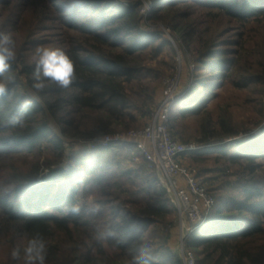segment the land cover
Masks as SVG:
<instances>
[{
  "label": "trees",
  "instance_id": "trees-1",
  "mask_svg": "<svg viewBox=\"0 0 264 264\" xmlns=\"http://www.w3.org/2000/svg\"><path fill=\"white\" fill-rule=\"evenodd\" d=\"M63 1L69 3L66 7L77 3L85 9L82 14L65 18L67 30L77 38L60 42V49L73 61L74 78L67 87L53 82L50 92L56 98L43 109L31 99L32 102H28L19 90L18 82L11 80L17 68L14 61H9L8 69L0 75V80H11L0 94V135L5 133L0 138V148L31 151L41 143H48L54 146L61 159L63 148L57 136L50 132L48 113L56 119L64 135H86L87 138L110 133L116 125L130 129L131 122L135 121L132 109L149 117V107L154 103L159 86L158 78L156 83L147 84L136 102L131 100L124 87L141 71L135 56L148 49L158 53L166 44L158 33L147 35L142 32L139 23L143 19L162 22L179 32L187 46L200 45L194 56V81L181 97L185 105L180 106L179 111L193 113L199 110L200 106L191 108L192 104H199L197 100L188 101L196 95L206 99L212 81L230 80L235 87L243 89L253 84L264 86V32L256 38L257 60L247 63L242 60L241 52L244 51V33H235L236 36L230 37L226 44L210 38L216 29H205L203 35L209 33L210 36L202 37V26L194 21L195 13L191 11L193 8L214 11L207 15L243 24L264 17V0H150L152 9L146 19L139 15L140 6L137 5L121 12L104 13L105 0ZM89 16L90 20L87 19ZM35 67L36 62L23 66L22 75L35 77ZM35 80L28 82L35 84ZM174 106L168 128L172 140L177 142L172 131ZM88 116L92 129L82 132V122L76 117ZM218 124L228 137L238 135L228 120ZM257 125L255 134L213 148L216 150L212 153L227 157L233 165H241L243 174L237 176L238 193L218 196L206 223L190 236L187 248L195 253L197 264H264V124ZM202 131L206 135L199 143L204 144L209 136L208 122L202 126ZM230 144L235 148L231 155L226 150ZM122 147L133 150L143 160L131 144ZM96 153L98 151L93 155ZM191 154L205 155L201 150ZM82 155L75 156L64 168L51 170L49 178L53 182L47 187L37 188L35 179L24 180L25 184L20 180L12 190L0 194V212L11 225L3 233L8 244L16 246L21 240L20 256L26 260L24 250L28 242L43 240L44 264H90L95 259L94 253L102 255L104 247L115 252L116 259H123L128 264L137 259L141 264H183L170 246L171 229L177 225L174 205L153 172L142 166L129 172L134 180L142 179L138 198L118 204V212H112L102 233L88 234L85 241L70 239L72 230L82 225V210L76 208L74 200L79 185L102 180L94 174L93 161ZM97 165L104 167L103 163ZM226 172L227 169L219 171L222 176ZM215 185L217 191L230 187L225 181ZM58 235L68 236L69 249L59 245Z\"/></svg>",
  "mask_w": 264,
  "mask_h": 264
},
{
  "label": "rangeland",
  "instance_id": "rangeland-1",
  "mask_svg": "<svg viewBox=\"0 0 264 264\" xmlns=\"http://www.w3.org/2000/svg\"><path fill=\"white\" fill-rule=\"evenodd\" d=\"M105 2L104 13L121 12L127 7L137 5L140 6L139 15L146 19L152 9L150 0H105ZM67 4L69 3L63 0H0V35H9L14 42L10 47L15 52V59L12 61L15 62L17 71L11 80L18 82V88L28 98V102L33 101L43 109L46 108L47 103L53 102L56 98L50 92L54 85L53 81L44 79V87L37 89L34 84L28 82L36 78L22 75V68L34 64L39 59V50L45 48L60 49V42H70L77 38L67 30L65 18L75 13L82 14L85 9L83 5L77 3H73L69 7H66ZM55 5L59 7L55 8ZM191 11L195 13L194 21L202 26V37L210 36L209 33L203 35L205 29L209 31L216 29L210 38L226 44L230 37L236 36L235 33L242 32L244 33L242 60L247 63L257 60L256 55L259 53V48L256 45V38L264 32V17L241 24L234 20H227L222 17L212 18L207 15V12L214 11L196 8L191 9ZM87 19L90 20L91 17L89 16ZM139 27L147 35L158 33L160 38L166 42L158 53H154L153 49L138 53L135 56V61L140 66L141 71L133 81L124 84L126 93L131 97V100L136 102L138 94L147 84L157 81L158 78L159 86L154 103L149 107L151 111L149 117L141 116V113L132 109L131 114L135 121L131 122L130 129L124 130L121 126L116 125L110 133L87 138L86 135L83 137L64 135L61 126L57 125L56 119L48 113L46 118L50 125V132L57 136L63 148L61 159L57 157L54 146L48 143H41L31 151H25L24 148L14 149L10 147V151L5 147L0 148V194L12 190L17 183H20V180L25 184L24 180L35 179L38 182L36 185H39L37 188L47 187L53 182L49 178L50 171L64 168L75 156L83 154L84 159L93 161L94 174L101 176L102 180L98 183H91L85 179L87 182L78 187L74 200L76 208L82 210V225L78 229L72 230V237L70 238L78 242L87 240L88 234L102 233L111 220L112 212H118V204L138 198L139 189L143 185L142 179L134 180L129 172H134L139 166H142L146 171L153 172L160 183V176L156 167L148 163L141 154L144 161L139 155H135L133 150L122 147V144L104 145L103 139L108 136H120L130 130L144 128L151 119L156 103L160 99L164 80L174 73L179 74V86L177 98L173 104V106L175 105L173 109L175 118L172 121V131L176 135L178 143L195 146L196 151L204 152L205 155L202 156L187 155L183 164L196 170L199 178L215 200L221 195L238 193L236 192V190L238 191L236 189L237 176L243 174V169L241 165H233L228 162L227 157L212 153L213 150H216L213 148L217 145L229 144L247 138L256 133L257 123L263 122L264 124V86L261 84H253L243 89L235 87L230 80L212 81L206 99L202 100L196 95L188 101L190 103L197 100L199 104H192L191 108L200 106L199 110L193 113L179 111V107L185 105V102H181L180 99L190 89L194 81V56L200 45L192 43L187 46L181 39L179 32L168 28L162 22H148L143 19L139 23ZM115 52L117 53L119 50ZM11 80L7 79L4 82L7 85ZM81 118L76 117V120L82 122L81 131L91 130L92 126L88 121L89 116ZM126 120L129 121L128 118ZM222 120H228L238 135L228 137L218 124ZM206 122H208L209 136H206L207 143L201 144L199 142L204 140L206 135L202 131V126ZM4 136L5 133L1 134L0 138ZM102 149L104 151L100 152L99 150ZM226 150L230 155L235 152L232 144L227 145ZM94 151H98V153L93 155ZM97 163H103L104 167L98 168ZM223 169L228 170L225 176L219 173ZM213 179L215 181H212ZM222 181L229 182L230 187L224 191H217L215 184ZM33 188L36 187L31 189ZM165 194L170 200L166 191ZM174 217L177 218L176 213ZM8 227L11 225L6 222L0 212V264H26V260L20 256L21 240L17 241L16 246H13L8 244L7 238L4 239L3 233ZM177 232L178 221L177 225L171 229L170 246L173 251L178 242ZM67 237L62 235L56 237L60 241L59 245L66 250L70 248V239ZM14 253H16L15 256ZM116 255L115 252L104 247L102 255L94 253L95 259L90 264H128L123 259H116Z\"/></svg>",
  "mask_w": 264,
  "mask_h": 264
},
{
  "label": "built area",
  "instance_id": "built-area-1",
  "mask_svg": "<svg viewBox=\"0 0 264 264\" xmlns=\"http://www.w3.org/2000/svg\"><path fill=\"white\" fill-rule=\"evenodd\" d=\"M178 75L174 73L164 80L160 99L144 128L130 130L120 136H108L103 139V143L131 144L148 163L156 167L160 184L172 201L177 215L178 242L173 252L183 264H197L194 252L187 248V242L211 214L215 198L196 170L183 164L186 156L197 148L180 144L171 138L168 124L171 108L177 98Z\"/></svg>",
  "mask_w": 264,
  "mask_h": 264
},
{
  "label": "clouds",
  "instance_id": "clouds-1",
  "mask_svg": "<svg viewBox=\"0 0 264 264\" xmlns=\"http://www.w3.org/2000/svg\"><path fill=\"white\" fill-rule=\"evenodd\" d=\"M14 42L9 35H0V75L9 67L8 62L15 59V52L10 45ZM74 64L59 48H45L39 50V59L36 61L34 76L37 83L34 87L41 89L44 87L43 80L47 79L67 87L74 78ZM6 84L0 80V94L5 91ZM26 264H44L45 244L41 239H32L24 250ZM14 256L16 253L13 254ZM130 264H141V261L133 260Z\"/></svg>",
  "mask_w": 264,
  "mask_h": 264
}]
</instances>
